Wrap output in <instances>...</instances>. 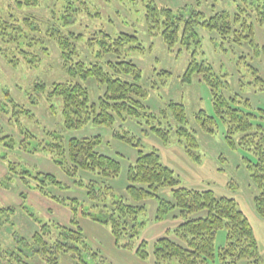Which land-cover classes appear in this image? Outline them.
Here are the masks:
<instances>
[{"label":"trees","instance_id":"obj_1","mask_svg":"<svg viewBox=\"0 0 264 264\" xmlns=\"http://www.w3.org/2000/svg\"><path fill=\"white\" fill-rule=\"evenodd\" d=\"M24 1L26 4H35V0ZM71 3L72 0L65 8L72 13L70 20L74 22L79 9H74ZM145 9L148 32L161 36L168 52H173L175 47H178L179 53L182 50L189 52L183 81L190 82L192 75L200 74L201 80L210 88L214 114L208 115L203 110H198L194 114L195 121L209 135H213L221 123L227 145L232 150L243 153L242 162L258 191L253 199L254 210L257 216L264 218V128L256 121L260 109H255L248 99H241L237 94L224 96L221 91L229 88L227 74L217 73L205 60L197 58L200 48L198 28L201 27L215 32L220 39L233 45H246L255 57H262L264 60V39L262 43H258L255 29L256 23L264 35V0H238L234 13L222 8L215 9L209 16L194 7L173 10L157 6L153 0L146 2ZM96 15L97 12L94 16ZM24 21L27 22L26 19ZM15 22L17 21L13 19L8 21L0 18V39L3 42L14 43L17 48H28L36 44L46 50L42 41L34 37L21 43V28ZM46 32L55 42L62 65L69 76L76 79L93 78L104 87L103 93L92 102L88 89L79 82L52 83L46 96L48 99L60 98L65 128L80 129L88 123L111 127L118 120L126 122L134 119L139 125H146L147 132L158 137L164 145L172 143L171 136L174 135V142L181 146L186 156L195 163H200L198 142L194 131L187 127L184 104L170 100L156 114L149 111L144 103L147 93L140 85L142 72L132 60L126 58L128 50L142 48L141 41L135 34L118 31L110 35L98 31L85 43L89 46L96 44V58L112 54L116 59L100 61L93 58L86 62L80 52L79 43L83 40L80 33H65L57 28L47 29ZM19 51L31 66L39 61L37 55L24 49ZM1 55L10 64L16 65L18 62V58L9 57L4 52ZM244 64L253 77L250 84L258 91H264V79L258 70L249 61H244ZM34 87L44 91L43 84H35ZM47 132V135L57 140L41 147L38 145L30 152L43 150L51 154L54 164L67 178L74 179L72 185L63 183L49 172L36 171L33 176L30 171L25 170L18 172V175H22L20 179L24 186L68 206L72 217L68 225H55L57 231L54 239L51 240V232L46 231L49 226L42 224L40 230L32 234L30 245L25 244L29 248L27 256H41L49 250L53 255L46 257L44 263L35 257L33 263L24 261L23 249L18 248L16 251L0 250V264H60L57 256L59 250L74 251L79 258L78 264H86L82 256L90 248L85 243L82 228L77 221L78 212L82 217L107 226L116 247L134 250L142 260L151 256L153 264H237L241 260L262 264L253 228L234 198L217 195L211 189L197 190L182 185L174 171L161 162L157 150L144 152L139 139L127 130L115 131L113 136L137 149L134 162L128 166L127 185L124 188L132 202L116 196L109 184L95 179L85 182L78 177L79 171L90 172L103 180L119 176L120 161L101 154L96 149L103 143L100 135L69 139L65 147L58 142L60 135ZM23 134V145L20 147L25 150L28 149V140L33 136L29 132ZM117 157L123 156L117 154ZM8 170H13V167ZM13 173L16 171L13 170ZM31 179L35 182L30 185ZM71 187L85 191L90 208H80V202L74 197L61 198L48 191L69 190ZM164 188L170 191V199L159 196V190ZM149 198L155 199L157 204L154 221H162L168 216L179 220L173 229L166 231L165 236L152 243L151 252L147 249L148 242L140 240L141 230L145 227L141 215L146 211L145 205L140 202ZM8 209L11 210L1 207V211ZM219 231L225 232V240L216 247Z\"/></svg>","mask_w":264,"mask_h":264},{"label":"rangeland","instance_id":"obj_2","mask_svg":"<svg viewBox=\"0 0 264 264\" xmlns=\"http://www.w3.org/2000/svg\"><path fill=\"white\" fill-rule=\"evenodd\" d=\"M20 1V3H19ZM70 0H35V4H26L24 0H0V18L17 21L21 28V43L29 38L40 39L42 49L38 45L17 48L14 43L3 42L0 39V250L16 251L22 248L24 261L33 263L34 257L41 263L53 254L48 250L41 256L29 254L31 236L40 230L42 224L49 227L51 240L56 233L55 225H66L71 218L68 206L57 203L46 196L35 192L33 188L23 185L18 172L28 170L34 176L36 171L49 172L65 184L72 185L74 179L67 178L60 168L54 164L51 154L35 149L44 144L55 142L57 139L47 135V131L60 135L58 142L65 147L72 138H85L100 135L103 143L96 149L99 153L117 158L121 164L120 174L116 179H100L96 175L79 171L78 177L87 182L95 179L98 182L112 186L116 196H122L128 202L131 199L125 194L127 185L126 174L136 156L137 149L114 138L115 131L127 130L136 136L142 144V150L148 152L157 150L161 162L174 171L182 185L201 189H213L217 195L234 198L239 209L249 220L258 243V250L264 264V218L256 215L253 199L257 195V188L250 179L249 171L242 162L243 153L232 150L224 139V128L221 123L213 135L201 130L195 121L194 114L203 110L208 115L214 114L211 91L201 80L200 74H194L190 82L183 81V74L187 66L189 52L182 50L168 52L161 36L148 32L145 22V5L148 0H72L71 6L78 8L76 21H71L72 13L66 10ZM83 1V2H82ZM157 6L178 10L194 7L209 16L215 9L236 11L238 0H153ZM98 15L94 16L95 13ZM90 13V14H89ZM26 19L27 22L24 20ZM60 29L63 32L80 33L83 40L79 43L80 52L86 62L94 59L115 60L112 54L95 57L96 44L89 46L85 41L93 37L98 31L114 35L118 31L135 34L141 41V50L131 49L126 52V58L133 61L142 72L140 85L146 90L144 103L148 110L158 113L172 100L181 102L186 109L187 127L194 131L198 142L197 152L200 163H195L186 156L181 146L174 142L164 145L161 140L147 132L146 125H139L136 120L126 122L117 121L113 126L95 125L88 123L80 129H67L62 119V103L59 97L47 98L46 92L53 82L76 81L89 91L92 102L103 93L101 87L93 78L76 79L68 75L63 67L59 50L55 42L48 37L47 29ZM258 43L264 39L263 30L255 23ZM200 48L197 58L203 59L217 73H226L229 88L221 92L228 97L237 94L241 99H248L257 112L256 121L264 128V91H258L252 84L253 77L244 61L251 62L259 75L264 79V60L255 57L246 45L237 46L229 43L212 31L199 27ZM34 40V39H33ZM35 41V40H34ZM21 49L37 55L39 61L31 66L23 59ZM4 52L9 57L18 58L16 65L10 64L1 55ZM242 56H245L243 59ZM165 71L167 73H162ZM35 84H43L44 91L36 90ZM26 110L29 113H25ZM24 132L32 134L33 138L27 142L28 149L20 146ZM145 133H148L146 135ZM38 143V144H37ZM121 154L123 157H117ZM10 163V164H9ZM13 163V165H11ZM13 170H8L12 168ZM32 181V183H31ZM30 180V185L34 184ZM61 198L74 197L80 202V208H90V202L82 188L71 187L69 190H48ZM24 194L20 196L19 194ZM159 196L170 199L168 189H160ZM146 211L141 219L146 226L141 230L140 240L148 242V251L152 250V242L165 236L167 229H173L177 222L169 218L162 223L153 221L156 200L153 198L140 202ZM1 207L11 210L1 211ZM32 214V215H30ZM85 243L90 247L82 258L86 264H153L151 256L140 259L134 250L116 247L109 228L100 225L89 218L82 217L78 212ZM68 225V224H67ZM225 232L219 231L216 237V247L222 245ZM91 252V253H90ZM60 264H78L79 258L72 250L57 253ZM41 258V259H40ZM102 259V260H101ZM103 261V262H100ZM237 264H254L241 260Z\"/></svg>","mask_w":264,"mask_h":264},{"label":"crops","instance_id":"obj_3","mask_svg":"<svg viewBox=\"0 0 264 264\" xmlns=\"http://www.w3.org/2000/svg\"><path fill=\"white\" fill-rule=\"evenodd\" d=\"M165 164V163H164ZM166 165V164H165ZM186 186V185H185ZM186 187H188V188H192V189H197V190H204V189H201V188H196V187H191V186H186ZM211 190H213V189H211ZM214 191V190H213ZM36 192V191H35ZM71 217H72V214H71ZM87 218V217H86ZM169 218H171V219H173L175 222H177V224H178V222H179V220H177V219H174V218H172L171 216H168V217H166L164 220H162V221H159V222H156V221H154V218H153V221L155 222V223H162V222H164L165 220H167V219H169ZM71 219V218H70ZM70 219H69V221H70ZM77 221L79 222V225L81 226V228H82V232H83V227H82V225H81V223H80V221H82V220H80L79 221V219H77ZM97 223V222H96ZM67 224H69V222L67 223ZM66 224V225H67ZM99 224V223H98ZM100 225H102V224H100ZM145 226H146V224H145ZM145 228V227H144ZM143 228V229H144ZM167 230H169V229H167ZM166 230V231H167ZM166 231H165V233H166ZM83 235H84V232H83ZM85 238V237H84ZM113 239V238H112ZM155 241V240H154ZM153 241V242H154ZM152 242V243H153ZM113 244H114V242H113ZM90 248V247H89Z\"/></svg>","mask_w":264,"mask_h":264}]
</instances>
